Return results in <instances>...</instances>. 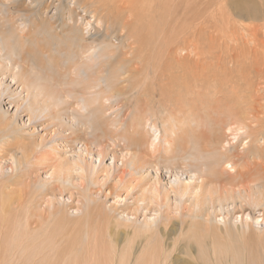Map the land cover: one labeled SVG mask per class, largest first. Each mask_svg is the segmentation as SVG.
I'll return each mask as SVG.
<instances>
[{
  "label": "rangeland",
  "instance_id": "rangeland-1",
  "mask_svg": "<svg viewBox=\"0 0 264 264\" xmlns=\"http://www.w3.org/2000/svg\"><path fill=\"white\" fill-rule=\"evenodd\" d=\"M6 1H10L12 7H18L13 9L7 6L13 9L9 13L6 12L7 8L0 7V41L4 44V48L15 53L16 56L11 53L15 60L20 61L22 78H28L27 82L30 85L40 86L41 96H44L40 99L39 107L42 110L38 113L39 115H32L30 108L23 106L25 94L18 96L21 86L18 84L13 86L10 79L0 76V141H2L0 143L7 144L9 142L7 139H12L13 142L9 143L6 148L8 150L19 149L17 153L24 152L28 160L25 166L14 169L11 162L6 160L5 154L0 153V185H2L0 187V211L2 210L0 212V264H25V262L40 264L44 261H50L53 264H61L62 261L65 264H72L74 257H70L74 256V253L71 252L73 245L68 237L71 238L70 236L76 228L85 232L88 230L89 223L91 227L93 226V234L97 235L100 244L102 243V250L109 251L111 237L106 234V231L116 222L124 223L119 226L122 229L126 224L125 219L138 220L141 223L144 216L153 215L154 217L156 215L159 216V221V208L156 209L154 206L150 211L141 210L135 214L136 219L130 216L133 214L132 206L135 205L134 193H137L138 188L144 184L143 180H146L147 184L160 180L162 185L169 188V182L173 178L168 180V177L171 176L168 173L169 170H172L174 174L175 172L178 175L183 174L182 178L192 172L190 167L183 169L177 165L178 163L194 164V162L203 163L205 161V164H210L209 160L212 155L206 153V150L219 147L218 142L222 139L219 135L220 127H226L227 115L233 110H239L238 107L243 109L252 105L247 103L251 101L264 106V73H262L264 57L261 55L258 59L262 61L260 60L259 63L257 60L255 65H252L251 54L240 53L244 52V49L245 51L253 49L250 40L252 41L254 38L251 36L255 33L254 31L256 34L259 33V30L264 31V0H244L246 4H243L242 8L237 6V0H3L7 5ZM255 3H257L255 7H251ZM18 9L21 11L18 12ZM24 10H27L28 13ZM87 21L91 27L85 29ZM22 25H25V29L23 30L24 34L20 37L21 40H19L18 34ZM83 36L86 43L93 40L95 53L99 55L95 69L93 72H86L85 77L83 73L86 67H80L79 64L72 66L73 62L77 61L74 58L78 51L75 45L80 43ZM259 36L262 35L259 34ZM68 42L74 43L73 46L70 47ZM178 46L187 48L188 51L193 50V53L187 56L182 52L176 54L174 48ZM168 48L171 52L174 50L169 56L165 54ZM161 52L162 54H160ZM261 53L263 54L262 50ZM246 55L247 57H245ZM3 57L6 59L8 57L5 50H3ZM252 57L255 56L252 55ZM101 59L103 60L101 61ZM245 59L247 60L244 61ZM82 68L83 72H80ZM77 73L81 74V78L76 77ZM91 80L98 81L102 88H105L104 85H110L113 88V93H116L113 94L115 96L111 95L113 98H109L106 107H95L94 110L98 108L102 112V114L98 113L99 115L95 113L97 119L96 117L90 118L88 115L86 120H81L79 115L72 117L74 106H72L73 100L71 99L60 101L57 107L53 105V97L63 99L69 95L68 92L77 93L84 90L85 83H89ZM95 84L93 82L92 86ZM7 86L13 95L2 92ZM71 107L73 108L71 109ZM56 112L60 113L59 120L66 126L64 128L65 131H68L65 132L66 135L71 133V127L74 130L78 128L79 123H86L88 120L91 122V127L94 126L93 129L98 138L92 142L93 144L87 145L92 151L90 156L86 157L84 152L81 153L84 150L83 141H70L66 145L67 147L58 141L60 126L56 125ZM184 118L187 119L184 120ZM70 120L71 122H69ZM223 122H225L224 125ZM139 123H143V128L154 125L158 129L156 135L158 134L159 139L157 141L163 147H166V130H175L174 132H178L179 135L181 130L178 128H182L185 124L190 139L195 144L194 148L197 149L192 150L191 153L186 148H183L185 150L183 151V144L174 140L172 145L175 159L169 164L173 166L167 168L166 171L161 164L160 174L158 173L157 178L151 170L137 175L126 163L128 156L121 159L122 153L128 150V148L126 151L124 150V145L128 142L127 139L120 138V135L128 134L129 138L130 133L133 134L137 131ZM133 128L136 130H131ZM90 131L89 129L85 133L88 134ZM139 133L143 134L141 131ZM257 134L254 139L241 136L235 141L236 143L232 141L239 150L235 152L231 144L227 151L228 154L240 152L245 144H250V140L255 146H264V129ZM145 135L147 132L143 134V137ZM135 136L137 137V135ZM86 138L91 139L89 136ZM150 139L149 135L143 138L141 142L143 150H145L146 141H150ZM15 140L19 144H16ZM99 143L100 148L97 147ZM248 147L252 148L253 146L248 145ZM247 149H244L246 153ZM99 150L105 153L103 157ZM6 153L8 154V152ZM248 153L251 155H248L245 161L234 165L233 169L229 167L226 169L225 165L217 169V172H223V176L217 174L223 183H220V189L216 190V195L223 193V195H228L231 191L235 193L240 190L238 182L231 178L236 175V171H242L243 186L248 184L247 180L250 176L264 182V153L260 159H256L257 154L254 148ZM80 155L86 161L88 159L89 163L95 164L97 183L91 185L87 181L82 183V188L65 190L66 193L57 188L53 189L55 184L51 185V181H48L49 177L46 176L49 171L43 170V168L49 169L48 167L58 157L62 160H69L77 159ZM193 155L195 161L191 157ZM207 158L208 160H205ZM227 173H229L228 176ZM147 174L149 175L147 176ZM232 180L235 182L233 186L228 184V182L232 183ZM46 181H48V184H45L47 187L42 188L40 184H44ZM197 182L201 183V181ZM44 194L46 195L44 196ZM55 195L58 196V199ZM46 200L53 201L52 208L48 207ZM78 202L80 204H77ZM242 207L245 213H249L248 210L251 208L243 205ZM237 208V210L240 209V207ZM76 209H79V212H75ZM261 210L262 208L253 210L252 217H260L257 211ZM88 213H90L89 218L84 220ZM218 214L220 216L216 220L218 226L216 225V231H213L212 238L218 239L221 244L231 241L236 248L243 245L249 246L250 251L264 252V225L262 223L256 226L255 223L251 225L249 222L250 226L246 227V231L244 223L241 222L240 225V222H233L230 215L224 214L223 216L222 212H218ZM23 215H25V219ZM173 216L177 217L168 225L166 232L168 237L163 239L164 236L159 232V234H153L154 236L148 241V243H155L152 250L158 252L162 243L169 244L168 250L172 252V263L170 264H187V262L189 264H205V258L201 259L200 256V260L198 259L199 253L195 244L198 240L189 239L193 237L194 231L192 232V230L196 231V235L199 234L197 239L203 235L194 228L196 223H199L197 226L201 228L203 221L200 222V219L195 215L190 219L187 215L180 217L174 212ZM4 217L5 219H2ZM105 220L106 222H104ZM163 221L166 222L164 218ZM184 221L187 223L185 224ZM192 221L195 224H188V222L193 223ZM209 221L207 219L208 224H210ZM78 222L81 223L79 227L77 226ZM161 225L163 224L159 223L158 228ZM131 226L133 230L140 227V225ZM24 227L28 230H25ZM46 228L52 233L55 232V236H59H57V240L55 238L56 242L47 248L49 255L40 258L32 256L34 258L32 263L25 259L26 254H24L27 247L32 245V241L23 242L24 236L27 239L32 236L31 238L39 243ZM29 231H32L33 234H29ZM37 235L39 238L36 237ZM9 239L16 246L9 244ZM16 239H20V241L15 242ZM172 240L175 242L172 243ZM5 243L11 248H7ZM46 243L49 244L47 241ZM124 244H121V248H124ZM188 244L194 245V249L193 247V250L189 249ZM20 247L21 249H19ZM49 248L51 249L49 250ZM124 251L126 252L125 249ZM186 251L188 254L191 252L190 255ZM194 258L198 260L197 263ZM50 262L48 263L51 264ZM63 262L62 264H64ZM133 264H137V262Z\"/></svg>",
  "mask_w": 264,
  "mask_h": 264
},
{
  "label": "bare ground",
  "instance_id": "bare-ground-1",
  "mask_svg": "<svg viewBox=\"0 0 264 264\" xmlns=\"http://www.w3.org/2000/svg\"><path fill=\"white\" fill-rule=\"evenodd\" d=\"M118 1H120V0H118ZM243 1H238V0L236 1V2H238L236 4L239 8H242L243 4H246V2H245L246 0L244 1L245 3ZM254 1H256V0H254ZM6 3H7V5L4 4L3 0H0V7L7 8L6 12H8V13L10 12V10L13 11V9H16L18 7V6L16 8L14 6L12 7L10 1H6ZM256 4L257 3H255L254 5H251V4L250 5H251V7H253V6L255 7ZM7 6L12 7L13 9L8 8ZM28 7L30 8V6H28ZM20 11L21 10L18 9V12H20ZM24 11H26V13H28L27 10H24ZM19 25H21V24H19ZM85 26H84L85 29H87L89 26L91 27V25L88 24V21L86 22ZM24 29H25V25H22L19 34L16 33V34H18L19 40H21L20 37L24 34V32H23ZM10 31H11V29H10ZM254 32L255 33H253V34L251 33L252 35L250 34L252 37H254L252 41L250 40V42H251L250 44H252V46H253V49H252L253 51L252 50H251L252 52L248 51V50L245 51V49H244V52L239 51L240 53H243L244 55L245 54H247V55L251 54L252 65L253 64L255 65L257 60H259L258 57H260L261 55H263V57H264V36H263L264 31L259 30V33H257V34H256V31H254ZM248 34H249V32H248ZM259 34L262 36H259ZM8 35L10 38V33ZM246 36H247V34H246ZM259 37H260V39H259ZM68 38H70V36H68ZM2 40H4V39L2 38ZM80 40H81L80 43L78 45H75V47L78 51L76 52L74 58L77 61H74L72 66L79 64L80 67H86L84 70V73H83L84 74L83 76L85 77L86 72H93V70L95 69L94 67L97 64V60H98L97 58L99 55H96V53H95V50H94L95 47L93 45L95 43L93 42V40L89 43H86L84 41V36ZM73 44L74 43L68 42V45L70 47H72ZM101 45H100V47H101ZM3 50H5L6 54L8 55L7 59L3 57ZM172 50H173V48H172ZM174 50L176 51V54L179 52H182L185 56L189 55L190 53H193V50L188 51L187 48H180L179 46L174 48ZM261 50L263 51V54L261 53ZM24 52H25V50H24ZM172 52L170 51V48H168L166 50L165 54H167L169 56ZM11 53L13 54V56L15 55V53H13L12 50H9L8 48H4V44L2 43V41H0V76H2L3 78L6 77V78L10 79L13 82L12 83L13 86H15L17 84L19 86H21V92L18 94V96L21 94H25L23 106L30 108L32 115L34 114L35 116H37L36 114H38L42 110L39 107L40 99L42 98V96H44V95L41 96L42 89L40 86H34L33 84L30 85L27 82L28 78L27 79L24 77L22 78L21 70H20V65H21L20 61L15 60V58L12 56ZM160 54H162V52ZM247 55L245 57H247ZM252 55L255 57H252ZM247 59H249V58H247ZM247 59H245L244 61H246ZM102 60L103 59H101V61ZM108 60H111V59H108ZM260 60H259V63H260ZM163 67L165 68V66H163ZM170 67L172 68V66H170ZM170 67H168V68L170 69ZM256 68H258V67H256ZM78 69H79V67H78ZM247 70H248V68H247ZM121 71H123V70H121ZM80 72H83V68H82V71H80ZM262 73H264V71ZM80 75L81 74H78L76 77L81 78ZM24 79H26V80H24ZM230 79L232 80V78H230ZM226 81H229V80H226ZM93 82L96 83L94 86H92ZM104 86H105V88L104 87L102 88V86L98 84V81L91 80V82L85 83L84 90H81L77 93L68 92L69 95L67 94L68 96L63 97V99H61V97H53L52 98L53 105L55 107H57L59 105L60 101H63V100L65 101V100L71 99V100H73L72 106H74V108L71 107V109L73 108L72 117H74V115H76V116L79 115L81 120L82 119L86 120L87 115H88V116H90V118H93V117L95 118L96 117L95 113H97V115L102 114V112H100L98 110V108H97V110H94L95 107H101V108L106 107V102L109 101V98H111V97L113 98V96H115L113 94H116V93H113V88L110 85H104ZM252 86H254V85H252ZM247 90H248V88H247ZM117 91H119V90L117 89ZM224 91H225V89H224ZM2 92L12 94V91H10V88H8V86L5 89H3ZM117 93H119V92H117ZM143 93H145V92H143ZM111 95H113V96H111ZM249 100H252V98L251 99L249 98ZM238 101H239V99H238ZM247 103L252 104V105H248L247 107H244L243 109H240V107H238L239 110H237V111L233 110L227 115V117H228L227 121L228 122L226 121L227 122V124L225 125L226 127L225 128L220 127V134L219 135L221 136L222 139L218 142L219 147L217 146V148L213 149V150H210L211 148L210 149L208 148V150H206V153H208L209 155H212V158H210V160H209L210 164H208V165L205 164L206 163L205 161H204L205 163L204 162L202 163L199 161V162H194V164H190V163H186V162L178 163L177 165H179L183 169L190 167L192 172L190 174L184 173L186 175H188V174L189 175L186 176L185 178H182L183 174L178 175L177 172H175V174H174L172 172V170H169L168 173L171 176L168 177V180H170L173 177L172 181L169 182V185H168L169 188H166L164 185H162L160 180H158L157 182L150 183V184H147V181L143 180L146 183L144 182V184H142L138 188L137 193H134V195H135L134 198H136V199H134L133 201H134L135 205L132 206L133 207V209H132L133 214H131L130 216L135 217V219H136L135 214H137L138 212H141V210L150 211L152 206H154L156 209L159 208V215H160L159 221H158L159 216H156V215L154 217H153V215L144 216V219L141 223H139L138 220L132 221L130 219H125L126 224L124 225V227L122 229H120L119 226H122V224H124L123 222H122V224H121V222L120 223L114 222L115 224L110 226L109 229L106 231V234H108L111 237V243H110L111 246L109 247V251H107V252H104L102 250L103 249L101 246L102 243L100 244L99 239L97 238V235L93 234V226L91 227L90 223L87 225L88 230H85V232H82V230L76 228L73 231L72 236H70L71 238L68 237V239H70V242L72 241L73 246L71 247V252L74 253L73 254L74 256H71V257L67 256L69 254L68 252L70 250L69 251L67 250L68 254L65 255L66 257H70V258L74 257L72 264H133L134 262H137V264H170V263H172V254H171L172 252L170 250H168L170 247L169 244H168L169 245L168 246V245L162 243L163 245L161 244V246H159L160 250L158 252H156L155 250H152V246L155 243H152V242L148 243V241L151 239L152 236H154L153 234H159V232L162 234V236H164L163 239L168 237V233H166L167 229H168V225L170 224V222L172 220L176 219V217H177V216H173L174 212H175V215H179L180 217L187 215V217L190 219L192 217H194V215H195L196 218L198 217L200 219V222L203 221V223H202L203 226L201 228H198L197 225L199 223L195 224L194 221H192L193 223L188 222V224L189 223H190V225L195 224L194 228L198 229L203 234L200 238L197 239L196 237H198L199 234L196 235L197 234L196 231L192 230V232L194 231V233L192 234L193 237L189 238V239H191V240L195 239V241L198 240V242L197 241L195 242V244L197 246L198 253H199L198 259L200 260V256H201V259L205 258V260H204L205 264H264V252L259 253V252L250 251L248 248L249 246L245 247L243 245H241L242 247H240V248H236V247H234V244L231 241H230V243L226 242V243L221 244L218 239L212 238L214 235L213 231L216 229V225H217L216 220L218 217H220L218 212L219 213L222 212L223 216H224V214L226 216L230 215L233 218V220L232 219L231 220L233 222L234 221L238 222V223L240 222V225H241V222L244 223L245 228L247 226H250L249 222L251 225L253 223H255L256 226L260 225L261 223L264 225V211H263L264 210V182H262L261 179H258L254 176L253 177L250 176V178L247 180L248 184L246 186H243L242 185L243 182L241 181V179H243V178H241V176H243L242 171H239V172L236 171V175L235 176L233 175L231 178H234V180H236V182H238L239 185L238 184L237 185H238V189L240 188V190H238L235 193L233 191H231L228 195L227 194L223 195L224 193L222 195H216V190L220 189V183L222 182V180H220V178L217 177L218 176L217 174H220L221 176H223L222 171H218L219 173L217 172V169H220L219 167H222L225 165L226 169H228V167L230 169H233L234 165H237V163L240 161H242V162L245 161V158L246 157L248 158V155H251L248 152L250 150H253V148L255 149V153L257 154L255 156L256 159H260L264 153V146L263 145H262V147L261 146L260 147L255 146L252 140H250V144H245L243 146V148L240 150V152L230 153V154H228V152H227V151H229V147L231 144H232V149L235 152L237 150H239L238 147L232 143V141L235 142L236 140H238L239 137L241 138V136H243V137L246 136L247 138L251 137L254 139L258 135L257 133H259L260 131H262V129H264V106L259 105V103L254 104L253 101H251L250 103L249 102H247ZM204 106H205V104H204ZM233 106H234V104H233ZM244 106H246V105H244ZM93 112H94V114H93ZM59 115H60V113L56 112V114H55V118L57 121L56 125L58 124V127L60 126L58 129L59 130L58 141L62 145H64L65 147H67L66 145H68L70 141H77V140L83 141L84 150L81 153L84 152L86 157H87V155L90 156L92 151H91L90 147H88L87 145L93 144L92 142L93 141L95 142L96 139L98 138V135L95 134L96 132L93 129L94 126L92 125V127H91V122L88 120V121H86V123H84V122L79 123L78 128L74 129V130L71 127L70 128L72 130L71 133L66 135L65 132H68V131L64 130V128L66 126L59 120ZM96 119H97V117H96ZM185 119H187V118H184V120ZM218 119L220 120V118H218ZM224 120H226V119H224ZM69 122H71V120ZM73 123H74V120H73ZM143 123H139V125L137 126V131L134 132L133 134L130 133L129 138L127 136L128 134L127 135L126 134L120 135V138L122 137L123 139H127V142L129 143V144L127 143L128 145L127 144L124 145L125 149L124 148L123 149L126 151V148H128V150L125 153H122V155L120 154L121 159H124V157L128 156V160L126 163H128L129 168L132 169L131 171L137 175H140L147 170H151V171H153L152 173L154 174V176H156V178H157L158 175L160 174L159 173L160 172L159 167L161 164H163V167L165 168V170L167 168L173 166V165H169V164H170V161L175 159L173 157L175 154L173 153L174 149H173V145H172V143H174V140H176V142H180L183 144L182 150H183V148L189 149L188 150V151H190L189 153H191L192 150L197 149V148H194L195 144L192 143L193 140L190 139L189 133L186 130L187 125H185V124L183 125L182 128H180V127L178 128V130H181L179 135H178V132L177 133L174 132L175 130L174 131L170 130V129L166 130V133H167V138L165 139L166 147H163L157 141L159 139L157 137L158 134L156 135L158 129L154 125H152V127H149V128H146V126L143 128V126H142ZM224 124H225V122H223V125ZM147 126H149V125H147ZM111 128H113V127H111ZM89 129L91 131L88 134L85 133L87 130L89 131ZM131 130H136V129L133 128ZM139 130L141 131V133L143 132V134L145 132H147V135H145V136L149 135L151 138L150 141H148L149 139L147 141L145 140L146 141L145 150L142 149V143H141L145 136L143 137V134L140 135ZM135 135H137V137ZM86 136L87 137L89 136L91 139H87ZM229 136H232V137L230 138ZM7 140L9 141L7 144H3V143L1 144L0 143V153L5 154L6 160L11 162L12 166H14V169L17 167L25 166L28 163V160L26 158L25 153L21 152L20 154H18L17 150H19V149H17V148L15 150H8L6 147L9 145V143H11L13 141H12V139L11 140L7 139ZM0 142H2V141H0ZM14 142H16V140ZM17 143L18 142H16V144ZM240 143H241V141H240ZM248 145L249 146L252 145L253 147L250 148V147H248ZM240 146H241V144H240ZM97 147H99V148L101 147L100 143L97 145ZM122 147H123V145H122ZM179 147L181 148L180 145H179ZM245 148H248L247 153H246V151H244ZM183 151H185V150H183ZM6 152H8V154ZM99 153H100V155H102V157L105 154L102 150H99ZM81 155L79 157H77V159H69V160L66 159L67 161L62 160L60 157H58V159L53 161L51 166L48 167L49 169L43 168V170H48L50 172V173L48 172L49 174L46 173V176L49 177L48 181H51V185H52V183L55 184L53 187L51 186L53 189L57 188L61 191H64V193H66L65 190L70 191V189H72V190L77 189V187L82 188V183L87 182V181L91 185L97 183L96 178L98 176H96L97 173L95 172V164H93L91 162L89 163L88 159L86 161V159ZM7 157H9L10 159H8ZM191 157L194 160V155ZM205 160H208V158ZM32 161L34 162V159ZM224 161H226V162H224ZM42 164H44V163H42ZM226 169H224V170L226 171ZM228 174L229 173H227L226 175L228 176ZM148 175L149 174H147V176ZM48 181H46V183H44V184H40L42 186V188L47 187V185H45V184H48ZM197 181H201V183H199ZM14 182H16V181H14ZM35 183H37V182H35ZM234 183H235L234 181L232 183L228 182V184H230L232 186L234 185ZM1 186L2 185H0V187ZM30 186H28V187H30ZM59 190H57V191H59ZM225 193H227V192L225 191ZM46 194H44V196ZM9 195H10V193H9ZM32 195H33V192H32ZM47 197H49V196H47ZM56 197L58 199V196H56ZM43 198L45 199L46 197H43ZM47 199H50V198H47ZM46 201H48V200H46ZM28 203H30V202H28ZM12 204H13V201H12ZM47 204H48V207H50V208H52V206L54 205L53 201H50V202L48 201ZM77 204H80V203L78 202ZM31 205H32V202H31ZM242 205L244 207L251 208L250 210H248L249 213L248 212L245 213ZM9 206H11V205H9ZM237 207H240V209L237 210L238 209ZM8 208L10 209V207H8ZM258 208H262L261 211H257V213H259L260 217H252V214H251L252 211L257 210ZM28 209H29V207H28ZM78 210L79 209H76L75 212H79ZM6 211H7V207H6ZM4 212H5V210H4ZM7 214H8V212H7ZM238 214H240L239 217H238ZM25 215H23V218ZM89 215H90V213L86 214V216L83 214V216H85L84 220H86V218ZM1 217H2V215H1ZM7 217H8V215H7ZM205 217L210 220L209 221L210 224H208L207 219L205 220ZM163 218L165 219L166 222L163 221ZM2 219H5V217ZM259 219H260V223H259ZM183 220H185V219H183ZM186 220H188V219H186ZM188 221H190V220H188ZM84 222H86V221H84ZM104 222H106V220ZM220 222H222V221H220ZM6 223H8V221H6ZM48 223L50 224V222H48ZM159 223H162L163 225H161V227L158 228ZM186 223L187 222H185V224ZM234 224H236V223H234ZM18 225H21V224H18ZM79 225H81V223L78 222L77 226L79 227ZM98 225H99V223H98ZM131 225H136V226L140 225V227L137 230H133V227ZM15 226L16 225L14 224V227ZM24 226H25V224H24ZM42 226H43V224H42ZM224 226H225V224H224ZM190 227H192V226H190ZM80 228H81V226H80ZM82 228H84V227H82ZM247 228H246V231H247ZM24 229H25V227H24ZM26 229L28 230V228H26ZM188 229H189V227H188ZM181 230H182V228H181ZM41 231H42V228H41ZM88 231H90V232H88ZM25 233H26V231H25ZM25 233H22V234H25ZM29 234H33L32 231H29ZM54 234H55V232L52 233L51 230H48L46 228V231H45L43 237H41L42 239L39 243H38V241L35 242L34 239L31 238L32 236L29 237V239L25 238V236H24V239L22 238L23 242L26 243L29 240L32 241V245L30 244L31 246H28L27 249L24 251V254H26L25 259H27L28 261L33 263L34 262L33 257L39 256V258H40L41 256L49 255L47 248L49 247L50 244H54V242H56L55 238L57 240V236H59V235L55 236ZM186 234H188V232ZM238 234H240V233H238ZM182 235H181V238H182ZM235 235H237V234H235ZM20 237H23V236H20ZM36 237L39 238L38 235ZM99 237H101V236H99ZM183 237H185V236H183ZM241 237H242V235H241ZM248 238H250V237H248ZM10 239L8 240V242L10 241L9 244H12L13 242ZM184 239H186V238H184ZM18 240L20 241V239H18ZM18 240L15 242H19ZM241 240H242V238H241ZM46 241L49 244H47ZM123 242H125L126 244H124ZM174 242H175V240H174ZM174 242L172 240V243H174ZM5 244H7V243H5ZM121 244H124L126 247L123 245L124 248H121ZM12 245H15V244H12ZM17 245H18L17 247H19V244H17ZM172 245L174 247V244H172ZM188 245H189L188 246L189 249H192V247L194 246L191 244H188ZM6 247L8 248L9 245L7 244ZM21 247L19 249H21ZM9 248H11V247H9ZM24 249H25V247L23 248V250ZM50 249L51 248H49V250ZM124 249L126 250V252L124 251ZM193 249H194V247H193ZM21 251H19V252H21ZM56 251H58V250H56ZM15 252H16V250H15ZM15 252L14 253L12 252V253L15 254ZM51 253H53V252H51ZM186 253H187V251H186ZM190 253L189 254L187 253V254L190 255ZM193 255H195V254H193ZM192 257H197V256H192ZM46 258L48 259V257H46ZM66 259H68V258H66ZM9 260H10V258H9ZM142 260H145V261H142ZM194 260H195V258H194ZM5 261H7V260H5ZM54 261L57 262L56 260H54ZM195 261H196V263L198 262V260H195ZM24 262H25V260H24ZM46 262L44 261L40 264H44V263L49 264L48 262H50V261H46ZM62 262H61V264H62ZM28 263L25 262V264H28ZM50 263L53 264V262H50ZM187 264H189V263L187 262ZM197 264H199V263H197Z\"/></svg>",
  "mask_w": 264,
  "mask_h": 264
}]
</instances>
